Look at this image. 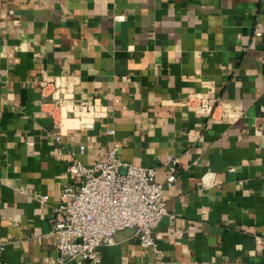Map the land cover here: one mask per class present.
<instances>
[{
  "label": "crops",
  "instance_id": "1",
  "mask_svg": "<svg viewBox=\"0 0 264 264\" xmlns=\"http://www.w3.org/2000/svg\"><path fill=\"white\" fill-rule=\"evenodd\" d=\"M49 75L71 76L76 99L108 113L89 129L58 127ZM194 93L237 100L241 114H199L185 103ZM114 146L155 166L158 181L172 166L178 178L166 184L169 213L152 224L162 257L132 233L99 246L103 264H264V0H0L9 264L58 256L51 217L78 180L70 159L92 165Z\"/></svg>",
  "mask_w": 264,
  "mask_h": 264
},
{
  "label": "built area",
  "instance_id": "2",
  "mask_svg": "<svg viewBox=\"0 0 264 264\" xmlns=\"http://www.w3.org/2000/svg\"><path fill=\"white\" fill-rule=\"evenodd\" d=\"M45 81V88L54 89V107L50 113L58 127L69 121L89 129L97 118L108 113L107 106L99 101L79 102L71 76L49 75L45 76ZM185 103L197 113L207 114L217 121L234 122L241 114L237 100L219 95L194 93ZM85 148L86 145L81 144L80 151L83 153ZM68 170L78 180L63 188L62 195L69 200L54 206L50 234L55 239L58 256L47 257L45 264H69L78 257L90 259L93 264H103L99 246L112 243L117 233L129 228L135 229L143 246L161 254L152 224L169 213L165 188L178 178L173 166L168 182L158 181L155 166L125 161L118 154V146H114L108 150L106 158L92 165L72 157ZM48 198L49 195L41 197L44 201ZM171 217L175 218V215L171 214ZM256 242L264 244V237L256 235ZM5 250L6 245L0 244V264H9L4 257ZM158 264L165 263L162 259Z\"/></svg>",
  "mask_w": 264,
  "mask_h": 264
},
{
  "label": "water",
  "instance_id": "3",
  "mask_svg": "<svg viewBox=\"0 0 264 264\" xmlns=\"http://www.w3.org/2000/svg\"><path fill=\"white\" fill-rule=\"evenodd\" d=\"M134 231H135V229H133V228H129V229H126V230H124V231H121V232L117 233V234L115 235V237L118 235L119 237H117V238L120 239V237L123 238V237H125V236L131 235L132 233H134ZM78 258L81 259L82 257H78Z\"/></svg>",
  "mask_w": 264,
  "mask_h": 264
}]
</instances>
